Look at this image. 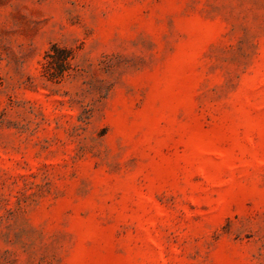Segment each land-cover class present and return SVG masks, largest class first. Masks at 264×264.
<instances>
[{
	"label": "rangeland",
	"instance_id": "obj_1",
	"mask_svg": "<svg viewBox=\"0 0 264 264\" xmlns=\"http://www.w3.org/2000/svg\"><path fill=\"white\" fill-rule=\"evenodd\" d=\"M0 264H264V0H0Z\"/></svg>",
	"mask_w": 264,
	"mask_h": 264
}]
</instances>
